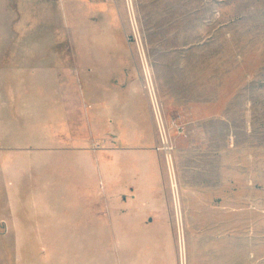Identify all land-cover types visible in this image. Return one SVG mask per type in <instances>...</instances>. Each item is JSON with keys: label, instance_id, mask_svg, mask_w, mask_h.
Segmentation results:
<instances>
[{"label": "rangeland", "instance_id": "obj_1", "mask_svg": "<svg viewBox=\"0 0 264 264\" xmlns=\"http://www.w3.org/2000/svg\"><path fill=\"white\" fill-rule=\"evenodd\" d=\"M34 1L21 7L20 22H6L5 46H17L23 58L31 57L33 66L23 74L29 78L37 73L39 81L31 110L22 96V128L12 134L15 141L32 149L47 142L87 145L91 151L106 146L95 127L74 125L69 130L66 125L63 132L55 124L61 120L59 109L48 103L41 79L46 70L37 67L49 60L45 50L65 52L72 73L83 78L85 100H112V117L104 121L110 127L109 145L148 146L160 154L165 212L154 228L159 245L147 244L144 231L137 228L128 232L129 245L112 243L124 231L107 228L111 219L103 199L100 210L96 206L99 219H94V200L85 199L87 192L82 191L103 189L95 156L75 149L50 151L53 190L66 192L72 209L66 222L102 224L96 233L104 242L95 252L94 246L78 243L82 231L77 228L34 229V208L18 205L27 199L13 196L12 164L0 173L3 259L14 264L13 242L29 239L38 245L16 247L24 264H264V0ZM13 3L7 6V17L13 18L14 10L19 14ZM12 81V71L6 69L0 107L9 112ZM82 98V107L85 103L90 108ZM46 112L50 120L53 116V133ZM13 153L23 174L15 179L17 189L29 190L31 182L45 188V150L31 152L37 180L29 172L35 170L29 166L30 152L12 151L11 163ZM126 157L120 158L125 166ZM61 200H53L55 210ZM46 237L72 239L46 246Z\"/></svg>", "mask_w": 264, "mask_h": 264}, {"label": "crops", "instance_id": "obj_2", "mask_svg": "<svg viewBox=\"0 0 264 264\" xmlns=\"http://www.w3.org/2000/svg\"><path fill=\"white\" fill-rule=\"evenodd\" d=\"M13 1V5L18 6L19 14L14 10V14L12 15L13 18H11L7 17L6 13L7 6L11 4V0H0V85H5V70L10 69L12 71V97L14 103L11 106L13 108L12 112H9L8 109H3L0 107V144L3 147V150L0 152V173L5 172L8 166H11L12 164L14 165L13 175L15 188L13 190V196L19 199H27V202L24 203L20 201L18 205L29 204L30 207L34 208V211H31L30 217L31 219H34V229H60L62 231H69L70 229L77 228L78 230L82 231V235L80 234V236H78L76 239L78 243L85 246H94L96 252V247L101 246L104 242L102 237H98L96 231L99 228L101 229L103 225L98 222L97 224L95 222L93 224L66 222V217L68 216L70 210H72L69 206V200L66 199L67 194L66 192H54L53 182L55 176L53 175L51 169H49L50 171L48 170V165H53L55 162L54 160H50V158H52V153H50V151L53 152L56 150L75 149L83 152H89L95 156L97 161L96 163L101 166L99 181L104 185L101 191L98 188H94L92 191H86V187L85 190H82L87 192V194L84 195L85 199L89 198L94 200L93 208L91 209L90 214L93 213L95 217L94 219L97 218L96 215L99 213L103 199L106 205L107 213L110 215L111 219L106 223L107 228L114 231H124L123 233H120L116 239L111 238L112 243L118 246L129 245L131 237L130 233L128 232L129 230L137 228L144 231L142 240L147 242V244L155 246L159 245L161 241L158 235H156L154 232V228H156V226L159 224L157 221L158 217L165 212L164 206L160 200L162 188L165 182V179H163L160 173L162 164H160V154L155 149H152L148 146H132L131 148L119 149L109 145V142L107 141L109 136L107 134V130L110 127H108L107 123L104 121L105 119L112 117V100L110 99L107 101V99L94 98H91L89 101L85 100L84 92L86 93L87 90L82 88L84 86V84H82L84 83L83 78L80 74L76 73L75 75L72 73V70L69 68V57L65 56V52L55 53L53 49H50V51H48V49L45 50L42 52V54L44 53L47 57H49V60L47 59L46 65L39 64L37 67V71L39 68L46 70L47 76L41 77V79L43 80L42 84H44L46 88L45 97L48 103L50 106L55 104L59 109L58 113L61 120H56L55 124H58L57 127L60 126L62 130H64L63 132H65L66 125L68 126L69 130L74 128V125L78 126L79 129L86 128V124H88L91 128L95 127L97 131H99L101 139L104 140L106 146L103 148H94V151H91V148L87 145L67 146L66 144H63L60 146L54 142H47L46 146L32 149L22 146L21 143L15 141L16 137L12 136V134L20 132L22 128V96H25L26 102L29 103L28 108L31 110V103L36 101L37 86L39 85L37 73H35V75L30 73V75H28L29 78L25 77L27 74H23L24 70L32 68L33 66L31 57L28 56L23 58L22 51L17 46H14L12 49H7L5 46V38L7 36L6 22L12 21V19L13 21L20 19L18 20L20 22L21 7L23 5H32L36 1ZM19 36L20 34L18 37ZM54 64H56V68ZM54 69H57L58 71L54 73ZM55 74L57 76H54ZM58 74L60 76H58ZM78 90H80V93ZM88 97L91 96L89 95ZM81 98L84 101L89 102L90 108H88L87 104L85 103L83 105L84 107H82ZM31 112L32 111H29L30 118L33 117ZM46 113L47 114L45 115V118L47 126L52 130L53 133V116L50 120L48 112ZM65 118L69 119V122H66ZM71 118L77 119V122H75V120H72L71 122ZM84 119H88V121H85ZM91 119H100V122L94 124L93 120ZM49 125L52 127L50 128ZM37 149L43 151L45 150L47 155L45 161L41 163V165L46 166L44 184L45 188H38L31 182L29 190H22L21 188L17 189L18 182L15 179H18V177L23 174L21 165L19 164L18 166V164L15 162L16 153H13L14 163H11L12 151L16 152V150H26L30 152L29 166L35 168V170L32 173V169L30 168L29 172H31V177L34 180H37L38 171L36 166L38 165L36 162H32L31 154L33 150ZM126 156L129 158V164L125 166V164H123L125 162H121L120 158ZM78 164L81 166L83 163L78 161ZM98 169H100V167H98ZM85 182L86 181L83 183ZM2 185L4 187L6 186L5 178L3 179ZM55 198L62 199V205L57 210H55L53 206V200ZM96 206H99V210L96 209ZM80 213L81 212L77 210V215ZM17 215L18 214L16 212L15 218L19 222V215ZM39 219L44 220L39 221ZM123 219L124 221H120ZM18 222V226L16 225V227L21 229V224ZM133 224H136V226ZM160 225H162V223ZM86 230H89V233H87ZM71 239L72 238L62 237L57 238L55 241L53 237H46L43 239L44 241H42V243H44L46 246L55 244L63 245L66 243V240ZM0 242H2L1 239ZM105 243H107L106 239ZM1 245L3 244L0 243V246ZM22 245L33 246L38 245V243L37 241H32L29 239H20L19 242L14 241V264H24L22 262V250L16 249L17 246ZM3 258L4 255L0 254V264H9V262L5 261ZM94 261V264H98L96 260ZM33 262L34 261L30 260V264H34Z\"/></svg>", "mask_w": 264, "mask_h": 264}, {"label": "built area", "instance_id": "obj_3", "mask_svg": "<svg viewBox=\"0 0 264 264\" xmlns=\"http://www.w3.org/2000/svg\"><path fill=\"white\" fill-rule=\"evenodd\" d=\"M154 110H155V109H154ZM155 113H156V112H155ZM156 118H157V122H158V124H159L160 130H161V133H162L161 118H160V116H158L157 114H156ZM162 139H163V134H162Z\"/></svg>", "mask_w": 264, "mask_h": 264}, {"label": "bare ground", "instance_id": "obj_4", "mask_svg": "<svg viewBox=\"0 0 264 264\" xmlns=\"http://www.w3.org/2000/svg\"><path fill=\"white\" fill-rule=\"evenodd\" d=\"M150 91L153 94V88H152V86H150ZM152 97H153V100H154V96H152ZM154 102H155V100H154ZM181 251H182V243H181Z\"/></svg>", "mask_w": 264, "mask_h": 264}]
</instances>
